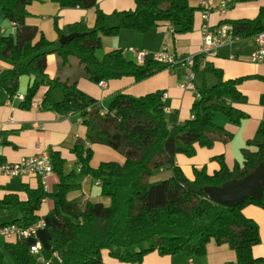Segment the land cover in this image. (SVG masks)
I'll return each instance as SVG.
<instances>
[{
	"label": "trees",
	"instance_id": "obj_1",
	"mask_svg": "<svg viewBox=\"0 0 264 264\" xmlns=\"http://www.w3.org/2000/svg\"><path fill=\"white\" fill-rule=\"evenodd\" d=\"M42 0H0L3 19L12 23L15 34L0 35V57L11 62L0 68V92L14 97L22 73L33 75L20 102L30 107L41 85H46L41 108L59 115L78 113L86 128L85 142L90 146L109 147L122 156V161L109 160L97 167L90 166L91 149L76 141L72 151L77 157L80 173L98 182L100 195L109 200L100 202H71L67 193L75 186L68 183L71 175L63 173V159L58 152L50 155L53 172L58 177L56 190L46 193L41 185H24L26 198L9 193L0 198V226L16 224L26 228L37 220L43 198L50 197L53 207L48 212L50 249L45 259L54 256L59 264H104V253L125 264H140L149 253L160 256L185 254L202 256L210 241L226 244L235 252V260L225 264H264V256L255 257L252 248L261 241L257 223L246 217L244 208L255 205L264 210L261 199L246 198L233 207L214 203L204 192L205 186H220L224 182L246 176L264 160V123L256 137L246 142L242 150L243 163L229 168L223 157L215 156L219 167L208 173L205 167H193L187 178L176 164L177 154L191 157L195 145L211 147L217 140L227 143L232 135L214 122L216 114H223L232 124H239L245 114L237 105L245 100L239 84L248 77H223L220 69L204 62L203 54L194 56L196 62L193 83L198 98L191 106V117L182 124L170 123L164 114L162 92L155 91L134 97L117 92L107 109L101 112L96 100L69 83L49 77L47 57L57 55L62 64L69 57L77 59L86 79L98 84L130 77L142 81L166 67L149 58L139 65L127 59L122 50H110L98 60L96 51L103 36H113L122 30L140 33L169 25L173 34L193 30L196 8L187 0H134L135 8L105 13L97 10L92 27L77 22L66 27V33H85L81 37L60 43L59 38L47 40L37 26L26 22L27 6ZM61 8H92L96 0H50ZM257 0H227V5ZM239 38H251L264 31V7L254 18L224 20ZM59 37L61 31L57 28ZM205 61V60H204ZM199 72L212 75L216 82L195 84ZM61 89L62 99L56 101L55 89ZM171 169L172 175L161 181L150 182L157 171ZM4 250L13 264H36V258L24 239L8 240ZM0 264H3L0 257Z\"/></svg>",
	"mask_w": 264,
	"mask_h": 264
},
{
	"label": "crops",
	"instance_id": "obj_2",
	"mask_svg": "<svg viewBox=\"0 0 264 264\" xmlns=\"http://www.w3.org/2000/svg\"><path fill=\"white\" fill-rule=\"evenodd\" d=\"M187 1L190 7L197 9L191 32L173 34L166 23H160L159 26L143 33L122 30L116 35L104 36L99 49L104 50L102 54L110 50H122L124 56L133 62H136L135 51L154 53L166 50L182 59L188 55L195 56L200 54L201 50L202 26L214 27L222 24L224 20L251 19L257 16L260 7H264V0L233 5H227V0H208L209 13L204 18L203 13L207 8L203 6V0ZM134 8V0H96L95 5L89 9L61 8L50 0L33 1L27 6L29 16L26 22L37 26L39 33L47 40L54 41L59 38L57 28L61 31V35H67L66 27L77 22L92 27L97 10L110 13L133 10ZM14 34L15 28L12 23L5 19L0 20V35L14 36ZM257 48L258 44L254 37L239 38L237 41L229 42L218 48L215 56L202 57V60H205L209 65L220 69L225 79L248 77L239 84V90L245 96V100L237 105L246 117L241 123L232 124L223 114H216L214 122L224 127L232 135L231 140L227 143L217 140L209 148L195 145V154L191 157L183 154L176 155V164L187 178H192L193 167H205L208 173L217 170L219 165L213 160L215 156L221 155L229 168L242 165V150L246 142L256 137L260 125L264 123V58L258 63L250 61V54ZM231 56L233 58H230ZM10 66L9 60L0 57V68H9ZM46 72L53 79L69 83L76 82L80 91L96 100L97 107L101 112L107 109L114 93L124 92L138 97L159 91L162 92L166 119L170 123L179 125L191 117V106L198 98L195 85L192 88L182 87L186 75V67L182 63L166 67L139 82H135L130 77L107 81L104 88L86 79L82 66L74 57H69L68 63L64 65L57 55H48ZM203 78L208 84L216 82L214 76H204L203 72H199L195 84L201 86ZM32 81L33 75L22 73L14 97L9 98L5 92H0V164L16 162L21 157L31 156L42 150H46L50 155L56 151L63 159L64 175H71L68 183L75 186L67 193V199L80 204L90 201L108 205L109 200L100 195L97 182L80 173L77 157L72 148L75 142L79 141L91 149L90 166L93 168L103 161H122V156L109 147L90 146L85 142L86 128L78 113L59 115L53 110L41 108L39 105L47 90L46 85L39 87L30 107L22 108L21 100L17 95L24 96ZM53 96L56 101H60L62 99L61 89H55ZM37 103L39 105L34 107L33 105ZM165 171L163 170V173L158 175H165L169 178L172 174ZM57 183L58 177L55 172H52L43 186L45 192L53 193ZM24 185L36 188L41 183L34 176L9 177L0 173V198L9 193L18 194L22 199L26 198V194L23 192ZM52 207V199L45 197L37 212L39 219L44 220L47 226L49 222L47 214ZM244 214L253 219L259 227L261 241L252 248V253L255 257H262L264 256V210L255 205H248L244 208ZM47 226L39 228L36 238L28 239L26 242L29 246L36 243L39 247L38 251L32 253L37 259L36 264H59L56 257L45 259L43 255L44 251L50 249ZM235 258V252L228 245H217L214 241H210L206 246V253L202 256L190 258L183 253L173 256L149 253L140 264H225L234 261ZM103 262L104 264H125L109 258L105 253Z\"/></svg>",
	"mask_w": 264,
	"mask_h": 264
},
{
	"label": "built area",
	"instance_id": "obj_3",
	"mask_svg": "<svg viewBox=\"0 0 264 264\" xmlns=\"http://www.w3.org/2000/svg\"><path fill=\"white\" fill-rule=\"evenodd\" d=\"M203 6L207 9L203 13V17L206 18L209 13V4L208 0H203ZM170 29V27H168ZM233 28L229 24H220L214 27L204 25L201 28V50L200 54H203L204 57L215 56L216 50L227 44L229 42L239 40L238 36L232 34ZM255 42L258 44V48L250 54V61L258 63L261 62L264 58V31L257 33L254 36ZM136 63L139 65L144 64L149 58L154 61H157L163 65L169 67L174 66L178 63H182L186 67V75L182 87L194 86L193 80L195 78V68L196 62L194 55H188L186 57L179 58L175 54L162 50L159 52L150 53L147 51H135ZM230 58H233L231 56ZM204 60L198 61V67L204 65ZM98 86L101 88L105 87V82L100 81ZM20 100L24 98L23 95H17ZM39 104H34L36 107ZM40 106V105H39ZM52 164L50 154L46 150H42L39 153H36L31 156L21 157L16 162H4L0 164V173L4 176L9 177H24V176H34L37 177L43 187L46 184L47 178L52 174ZM98 184V182H97ZM47 224L44 220L39 219L32 225L23 228L17 226L16 224H9L0 226V237L6 240L14 239H35L37 236V230L42 227H46ZM31 252H36L39 250V247L36 243L29 246Z\"/></svg>",
	"mask_w": 264,
	"mask_h": 264
},
{
	"label": "water",
	"instance_id": "obj_4",
	"mask_svg": "<svg viewBox=\"0 0 264 264\" xmlns=\"http://www.w3.org/2000/svg\"><path fill=\"white\" fill-rule=\"evenodd\" d=\"M84 34H63L58 40L60 43H66ZM203 189L212 202L224 207H233L246 198L259 200L264 192V160L242 178L228 180L220 186H205Z\"/></svg>",
	"mask_w": 264,
	"mask_h": 264
},
{
	"label": "rangeland",
	"instance_id": "obj_5",
	"mask_svg": "<svg viewBox=\"0 0 264 264\" xmlns=\"http://www.w3.org/2000/svg\"><path fill=\"white\" fill-rule=\"evenodd\" d=\"M3 17H2V14L0 12V20H2ZM104 37V36H103ZM103 37L101 38V44H102V39ZM104 50L101 48V50L99 49L97 52H96V58L98 60H100L102 57H103V52ZM51 70V69H50ZM165 172L169 173L170 175L172 174V171L171 169H167ZM159 173H163L161 170L160 171H157L155 172L149 181L151 182H155V181H161V180H165L167 177H165V175H158ZM169 175V176H170ZM7 242L4 238L0 237V257L2 258V262L3 264H13L12 260L9 258V256L6 254L5 250H4V243ZM37 260V259H36Z\"/></svg>",
	"mask_w": 264,
	"mask_h": 264
}]
</instances>
